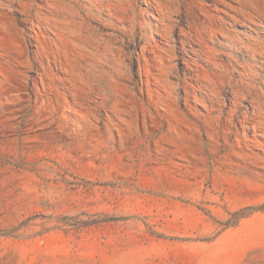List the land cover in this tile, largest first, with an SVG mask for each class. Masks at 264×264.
Returning a JSON list of instances; mask_svg holds the SVG:
<instances>
[{"label": "rangeland", "instance_id": "374dc122", "mask_svg": "<svg viewBox=\"0 0 264 264\" xmlns=\"http://www.w3.org/2000/svg\"><path fill=\"white\" fill-rule=\"evenodd\" d=\"M0 264H264V0H0Z\"/></svg>", "mask_w": 264, "mask_h": 264}]
</instances>
